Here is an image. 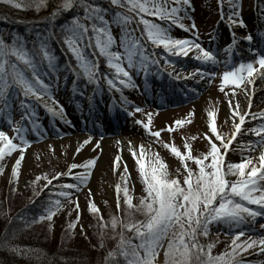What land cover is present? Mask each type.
Returning <instances> with one entry per match:
<instances>
[{"label":"snow or ice","instance_id":"obj_1","mask_svg":"<svg viewBox=\"0 0 264 264\" xmlns=\"http://www.w3.org/2000/svg\"><path fill=\"white\" fill-rule=\"evenodd\" d=\"M2 2L16 8L26 6L18 0H2ZM43 3L44 0H38L37 7ZM217 4L221 8L223 19L224 0H217ZM110 5L115 7L102 6L96 0H62V4L51 13V18L54 20L62 10L83 8V16L79 13L71 16L69 21L62 24L59 29L62 33V44L74 59V65L67 59L63 65L57 63V56L49 44V40L54 38L50 32L43 35L36 33L31 47L22 35L13 33L11 41L0 37V98H3L5 111L9 107L8 100L11 95L19 94L25 98H34L33 100L22 99L20 104L25 106V115L33 124V131L37 135L40 134V123L35 118V113L31 111L33 102L42 103L53 117H59L62 122H66L62 105L53 109L41 100L42 97L46 100H53V81L56 79L58 69L64 68L71 71L74 76L82 75L89 84H97L102 75L109 90L115 89L121 93L122 110L133 117V122L141 125L145 132L159 138L160 130L152 131L150 128L151 112H144L143 108L138 105H132L130 108L123 107L128 101L123 96L122 89L138 87L133 82L132 71L134 70L137 74L143 72L145 77L155 69L157 72H164L176 79H181L182 74L183 78H195L203 77V69L197 67L191 71L182 69L181 72H176L174 66L178 60H171L168 56L186 58L191 53L192 59L202 64L215 65L221 61L212 50L205 49L198 42L199 37L194 21L190 24L183 23L185 17L192 19L191 0H110ZM228 7L231 9L227 13L228 23L233 27H246L241 16L239 0H228ZM258 7L264 15V0H260ZM109 13H111L110 18ZM134 21L136 28L130 26ZM112 24L120 26L118 39L111 32L110 25ZM173 26L191 32L192 37H174L171 35ZM137 31L140 33L139 36L136 35ZM235 35L233 32L230 45H225L221 49L227 56L225 63L230 67L224 70L219 78L221 91H224L225 86H230L228 91L224 92L230 113L228 118L233 121L230 135L218 132L215 110H208L206 113L208 131L203 134L207 142L206 150L193 154L187 142L183 145V151L170 142L164 145L171 154L178 158L180 165L175 170L176 174L171 176L165 161L158 154L154 155L150 148L146 152L142 144L133 145L129 142L127 150L133 158L145 193L139 197L137 204L132 203V197L126 184L128 167L126 163L121 164L118 149L112 161V168L113 171H116L118 167L123 168L120 176L125 183L122 185L117 182L115 191L118 193V209L120 207L119 193H123L125 218L122 222L116 216L109 220L113 229L119 224L121 232L117 247L107 254L105 264H154L156 254L160 251L165 237H167V244L163 248L162 264H192L193 258L198 261V264H247L246 261L237 258L240 252L252 248L257 253H264V236L247 237L237 242L238 237L244 235L243 231H235L232 234L231 248L227 253L221 252L215 256L210 252L212 244L206 246L209 251L205 252V246L200 245L196 239L198 235L206 236L209 226L213 223L226 224L230 229H236L249 222L254 223L256 217H264V147H261L259 151L258 166L251 156L236 162L226 161L230 145L237 134L241 133L246 117L254 120L257 117L264 118V109L254 113L246 108L241 112L239 101L235 99L236 90L239 89L247 99L248 105H251L253 82L257 76L264 79V54L252 47L249 51L253 53V59L232 65L231 56L235 47ZM242 39L251 42L253 36L249 33ZM149 45L152 46L151 50H149ZM156 48L162 49V52L157 54ZM161 56L164 57L163 65L160 63ZM101 57L111 75L101 74L99 68ZM207 75L214 77L217 73L209 71ZM45 77L48 78L47 81ZM228 92H231L230 97ZM55 103L58 104V102ZM134 113H143L147 119L135 118ZM187 116L192 117L193 112L189 111ZM8 122L11 123L10 116ZM183 122L176 120L173 126H178ZM166 127L171 131V127L167 125ZM23 131V127L14 128L13 134L19 140V143H16L4 130H0V157H4L6 153L14 149L19 150V155L10 171L13 183L18 177L24 148L30 143L24 138ZM245 131L259 136L264 133V122ZM261 139L264 140V137ZM91 140L92 137L87 136L80 142V147ZM119 143L120 141L117 140L118 145ZM247 143L250 147L254 146L253 141ZM97 145H99L98 140L93 147ZM80 147H77L75 151L78 152ZM95 159V157L89 158L80 165L69 164L67 171L57 172L56 177L72 175L77 179V183L61 187L78 190V184L82 185L87 182L88 173L94 166ZM189 162L194 163L195 167H191ZM77 167L85 169V172L71 171ZM59 195L70 198L71 192L61 191ZM253 205L256 207H252ZM59 207V200L52 201L44 208L46 215H39L32 222L47 219L48 228L51 229L53 213ZM74 207L77 209V217L66 225L69 231L75 227L79 219L78 202L74 203ZM88 210L93 214L99 213V209L91 199L88 201ZM132 210L141 213L143 219H131ZM103 226L102 223L101 227ZM260 227L264 229V224ZM124 229L133 232L136 243H133L132 238L124 236ZM81 233L83 234V226H81ZM12 250L20 254V249L13 248ZM24 251L26 254L30 250ZM201 256H204V259H201Z\"/></svg>","mask_w":264,"mask_h":264},{"label":"rangeland","instance_id":"obj_2","mask_svg":"<svg viewBox=\"0 0 264 264\" xmlns=\"http://www.w3.org/2000/svg\"><path fill=\"white\" fill-rule=\"evenodd\" d=\"M227 4L225 7L222 6V12L224 18H221V8L217 4V0H191L192 11L190 12L191 20L184 18L183 23L190 24L194 21L197 35L199 37L198 42L202 44L205 49L212 50L216 55V50H213V44L218 41H224L226 45H230V42L233 40L232 33L235 32V44L240 45L249 42L242 37L246 34H249L244 27H233L228 23L227 13L231 11L228 7V0H225ZM240 11L243 20L245 21L252 12L261 13L260 8H257L260 4V0H239ZM262 14V13H261ZM181 15H184L181 13ZM132 27V25H130ZM226 27V28H224ZM133 28V27H132ZM112 34L118 39L120 35V26L118 24L110 25ZM230 32V34L226 33ZM136 35L139 36V31L136 32ZM171 35L174 37H192L191 32H183L182 30L176 29L175 27L171 30ZM207 42V43H206ZM225 47V45H224ZM152 49V46L149 45V50ZM155 52L157 54L162 52V49L156 48ZM239 53L238 51H235ZM240 56H234L231 59V64L234 65L241 61H246L248 59H253L254 56L250 53L246 55L244 50L240 51ZM167 55V54H165ZM250 57V58H249ZM171 60H178V63L174 66V71L181 72V70L191 71L197 67L203 69L204 75L201 80V83H204L203 88L199 91L198 88H195L193 85H187V91L190 92L192 88L195 95L190 96L184 93H180L184 96L182 100L183 103L170 105L168 102L177 101L174 96L177 93V89H167L171 91L172 100L167 101V94H164L160 91L158 85L154 83L152 90L140 91V80L146 79L144 73L141 72L137 74L134 70L131 75L133 77V82L138 87L123 88V96L127 98L128 103L123 105L124 108H130L131 100H135L138 106L143 108L144 112L152 113V123L150 128L152 131L160 130V136L157 139L156 137L151 136L149 132H145L141 125H137L133 122V117L125 116V111L122 110L119 102L121 101V93L115 90H109V86L105 84L103 79L97 84H83L71 74L70 71H64L60 73V70L56 73V79L53 81L52 86V96L53 100H46V98H41L44 102L48 103L53 109H56L58 105H62L65 113V121L62 122L59 117H53L44 107L43 104L39 102H33L31 111L35 113V118L39 120L40 123V134L37 135L33 131V124L30 122L29 118L23 120L22 123L18 126L15 123L17 120L15 113L20 114V117L25 115V106H22L19 102L20 97H14L11 100L7 110H10V115L6 113L3 99L0 98V130H4L14 142L19 143V140L14 136V128L23 127V136L30 143L24 148V156L21 160V164L18 169V177L15 180V183H11V167L19 155V150L14 149L10 153H6L7 164L6 171L3 173L2 179L8 182L9 187L4 188L6 191L7 197L11 201L10 207H18L20 204L25 203L26 206L29 204V200L33 198L36 199L38 195H46L50 192L51 187L57 188L55 197L56 200L60 201V207L57 208L58 212L53 215L51 220L52 227L48 228V223L41 222L36 223L34 227L31 225V229L24 231L25 229L21 226L15 227L14 218H0V220L8 225H12L15 233H26L32 234L37 238V245L43 246L44 249L49 248V245L53 247L58 244L59 246L64 245L71 251L72 254H79L100 257L101 252L100 248L95 246L102 242V244L110 243L111 245L119 240L120 234V225L117 224L116 228L113 229L109 223L111 217L115 216L113 209L117 208V195L115 191V185L117 182H120L122 185L125 181L121 178L120 172L123 171L122 167H118L116 171H113L112 161L113 158L117 155L119 149V156L121 157V164L126 163L128 167L126 184L129 189V192L132 197V203L137 204L139 202V197L143 196L142 191V182L138 175L136 166L133 163V158L129 154L127 148L129 142L133 145H144L145 151L147 152L149 148L152 150L153 154H158L162 160L165 161L166 166L169 171V175L176 174L175 170L177 167H180L178 158H176L170 151L164 146L166 143L174 144L178 149L183 151L184 143H189L193 154L206 150L207 142L204 138V133L208 131L207 129V111L215 110L216 117V126L218 132L228 133L230 135L232 131V120L228 117L230 115L228 104L225 101L224 92L228 91L230 86H225L224 91L220 90L219 78L220 74L227 70L229 64H219L215 66V69H207L204 66H191L190 62L197 61L192 59L191 53L186 58H171ZM217 58H221V55H218ZM164 57H160V63L163 65ZM198 63L200 61H197ZM197 63V65H198ZM201 63V62H200ZM194 64V62H193ZM105 70L107 68H104ZM64 70V69H62ZM153 69L151 72H153ZM209 71H214L217 73L214 77H209L207 73ZM107 73H110L107 71ZM66 76V78H64ZM140 76V79H139ZM152 78L157 75L155 70L153 74H150ZM205 78H207L205 80ZM47 81V78L45 77ZM168 79V81H170ZM75 81V82H74ZM74 83L73 94L76 96V102L70 105L69 100V90L71 85ZM108 88H107V87ZM201 86L200 84L197 86ZM94 87L93 91L94 99L100 102L99 109L104 108L106 112L102 111L99 116L93 118L92 122L89 124V121L86 119L85 112L87 113V106H83V98L90 92V89ZM82 93V94H81ZM161 93V96L159 95ZM239 89L236 90V96L241 95ZM229 97L231 92H228ZM264 98V90L260 94ZM150 97L147 99L144 97ZM113 98L116 107L118 108L117 113L115 114V109L112 110L105 105H102L104 99ZM163 97L165 106L160 107L155 103V99ZM110 98V99H111ZM207 100H206V99ZM209 98H211L209 100ZM206 100L208 103L200 104V100ZM215 99V100H214ZM236 101H239L238 98H235ZM247 100V99H246ZM252 101V98H251ZM55 102H58L55 103ZM244 102V104L242 103ZM239 101V106L241 112L246 108L255 112L257 110L264 109L263 100L256 101L254 104L251 102V105H246L245 101ZM259 102V103H257ZM152 104V105H151ZM253 104V105H252ZM151 105V106H150ZM235 106V105H233ZM98 109V110H99ZM189 111L193 112L192 117H188L187 114ZM74 113V114H73ZM124 113V114H123ZM10 116L11 123L8 122V117ZM15 117V119H13ZM135 118L147 119L143 113H134ZM90 118V117H89ZM91 119V118H90ZM176 120L184 121L178 126H173V122ZM264 122L263 118L257 117L255 120L249 117H246L245 123L242 125L241 133L237 134L236 140L233 141L230 145V150L226 155V161L236 162L244 157L251 156L253 162L257 163L258 166V155L261 147H264V140L261 137H264V133H261L259 136L254 135L252 132L245 131L246 129L252 128L254 125ZM26 123V124H25ZM117 124V125H116ZM97 126L99 133L88 132V126ZM122 127L118 128L119 126ZM171 127V131L168 130V127ZM118 126V127H117ZM92 128V127H91ZM90 128V129H91ZM91 136L92 140L89 143L84 144L80 147V142L83 141L87 136ZM75 136H82L83 139L76 141ZM99 141V145L93 147L96 141ZM117 140L120 141L119 145ZM248 141H253L254 146H249ZM243 142V143H241ZM80 147V150L76 152V148ZM95 157L94 166L88 173L87 182L79 185L77 189L62 188V185L77 183L75 176L68 178L72 175H61L56 177V173H63L68 170L69 164L80 165L89 158ZM147 158V157H146ZM191 167H195L194 163L189 162ZM72 172L84 173L85 169L77 167L71 170ZM181 171L183 169L181 168ZM39 176V179H37ZM47 177V179H45ZM234 178V177H232ZM35 181V183H33ZM49 181L52 183L49 184ZM11 183V184H10ZM50 185L48 189L45 186ZM48 185V186H49ZM14 189V191L12 190ZM45 190V191H44ZM61 191L71 192V197L60 196ZM38 193V194H37ZM55 195V196H56ZM120 196V206L125 208L123 204V193H119ZM91 199L95 206L99 209L101 215L93 214L88 210V201ZM6 200V199H5ZM32 201V202H33ZM78 202L79 204V219L76 221L75 227L70 231L67 229L66 225L76 219L77 209L74 207V203ZM108 208V213L106 217L103 216ZM123 208V209H124ZM113 212V213H112ZM12 216V215H10ZM100 217V218H99ZM116 217L122 222L125 218L124 211L117 215ZM102 218V220H101ZM131 219H142L143 215L135 210H132ZM103 223V227H101ZM261 224H264V217H256L255 222H249L246 225H242L236 229H230L228 225L225 226L219 223H213L209 226L208 233L209 238H202V246H207L212 244L211 251H214L216 254L221 252L227 253L231 248L232 235L235 231H243L244 235L238 237V241L244 240L247 237L258 238L264 236V229L260 227ZM81 226H83V234L81 233ZM119 227V228H118ZM21 229V230H20ZM228 232V234H225ZM13 233L11 232V235ZM125 236V235H124ZM117 241H116V239ZM201 244V242L199 243ZM164 248V247H163ZM103 254V252H102ZM80 257V256H79ZM258 258L256 264H264V253H257L255 249H247L244 252H240L237 258ZM158 260L154 264H162L164 260L163 250L158 255ZM192 264H198V261H195Z\"/></svg>","mask_w":264,"mask_h":264},{"label":"trees","instance_id":"obj_3","mask_svg":"<svg viewBox=\"0 0 264 264\" xmlns=\"http://www.w3.org/2000/svg\"><path fill=\"white\" fill-rule=\"evenodd\" d=\"M18 2H23L26 6L23 8H16L15 6L6 4L2 2V0H0V37H3L6 41H11L13 33L17 35H22L25 40L29 42L28 46L31 47V42L35 39L36 33L39 32L43 35L46 32H50L53 34L54 38L49 40V44L52 51L57 56V62L65 63V60L68 58L67 60L69 62L75 64V61L71 57V54L67 52L66 47L62 44V33L59 31V29L62 24H65L69 21V18L71 16H74L77 13L83 16V8H73L67 11L62 10L53 20L51 18V15H45L46 13H49L51 12V10L60 6L62 4V0H44V3L42 5H39V7H37L38 0H34V2H32V0H18ZM96 2L105 7H115L110 5V0H96ZM109 14L111 15V13ZM41 17L43 18L41 19ZM6 164L7 157L5 154L4 157H0V218H14V222L16 224L15 227L22 226L23 229L28 228L24 231H30L31 225L32 227H34L37 222L48 223L47 219L40 220L37 222L32 221H34V219L39 215H46V213L44 212L45 206L50 204L52 201H56L55 197H59L56 195L57 188L51 187L49 193H47L45 196H36V199H34V201L32 198L31 201L29 200V204H27L26 206L24 205L26 203L25 202L20 204L18 207H10L11 201L9 197H7L8 195H6L7 193L4 190V188L7 187H9L10 190V186L8 185L7 181L2 179L3 173L6 171ZM48 185L45 186L46 189L50 187V185ZM123 208L124 207L120 206L119 209H113L115 216H119V214L124 211ZM57 210L59 209H56L53 215L58 212ZM107 213L108 208L103 216L106 217ZM99 214L101 215L100 212ZM223 225L225 226V224ZM119 229L121 232V228ZM11 232L13 233L12 235ZM22 232L15 233L12 225H8L7 223H4L0 220V264H105V258L107 254L117 247V244L115 245V243L111 245L110 243L108 244L105 242L104 244H102V242H99V244H97L95 247L100 248V257H89L83 254H79V257L76 254H72L71 251L68 250V248L65 246V244L61 246L56 244L53 247L49 245V248L45 247L43 249V246L41 247L37 245V238L35 236H33L32 234L26 235V233ZM123 233L125 237L132 238L133 243L137 242L131 230L124 229ZM225 234H228V232H226ZM204 237L210 239L209 233L206 236H197L196 239L199 243L201 242L200 245H202V238ZM164 243L166 246L167 237H165L163 243L161 244L160 251L156 254L154 263L158 260V255L160 254L162 250V245ZM13 248L20 249V254L14 252L12 250ZM26 249H29L30 251H27V253L25 254L24 250ZM207 251L209 250L205 246V252ZM210 252L213 256L218 255L214 251L210 250ZM201 259H204V256H201ZM242 260L246 261L247 264H256L258 258L252 257L245 258ZM194 261L195 258H193L192 263Z\"/></svg>","mask_w":264,"mask_h":264},{"label":"bare ground","instance_id":"obj_4","mask_svg":"<svg viewBox=\"0 0 264 264\" xmlns=\"http://www.w3.org/2000/svg\"><path fill=\"white\" fill-rule=\"evenodd\" d=\"M53 10H51V12H49V13H46L45 16H50L51 13L53 12ZM263 21H264V16H262V15H258V14L255 15L254 13H251L249 15V17L244 21V23L246 25V27H244V28H246L247 32L250 33L253 36V40L251 42H246L243 45L241 44L240 48H238L239 44L236 43L235 47L233 48L234 54H233V51H232V56L233 55L239 56L241 54L240 53L241 50H244V53H248L249 54V53H251L249 51V49L252 48V47L256 48V50L259 53L264 54V33H262V32H264V26L262 25V24H264ZM253 23H254V26L256 28L253 27ZM224 45H226L224 41H220L219 43L217 41L216 43L213 44V50L218 51V55H221V58H218V60L221 61V63H219V64L226 65L227 63H225V61L227 60V56H226V54L224 52L221 51V49L224 48ZM235 48H238V49H235ZM238 50H239V53L235 52V51H238ZM190 63H191L190 64L191 66H193V65L196 66V67L197 66H204V67H206L209 70L215 69V66H219V64H215V65L214 64H210V63L209 64H202L200 62L198 63L197 61L196 62L194 61V64H193V62H190ZM197 63H198V65H197ZM64 78H66V76ZM201 80H202V78L200 76H197L195 78H183V74H182V78L181 79H175V80L172 79L170 82H167V83H170V85H173V89L175 87V89H179L181 91V93H184V94L187 93V95L189 94L190 96H193V94H194L193 93V89L194 88H192L190 90L192 92V93H190V92L187 91V89H188L187 85L188 84L189 85H193L195 88H197V86L200 84L201 86L198 87V89L200 91L201 87L203 88V83H201ZM154 82H156V80H154V81H152V80L149 81L148 80V84L154 83ZM158 82H159V84H162V82L159 79H158ZM73 88H74V83L71 85V88H68V90H69L68 95L70 96L69 100H71L70 101V105H72L74 102H76V96L73 94V90H74ZM94 90H95V88L92 87L90 89V92L86 95V97H84L82 99L83 103H84L83 106L84 105L87 106L88 112L87 113L85 112L84 114L88 117V120L90 121L89 124L92 122V117L95 118V117L99 116V111H100V110H97L98 107H99L100 102L97 101L96 99H94V96H93V91ZM263 90H264V79H262L260 76H257L256 79L254 80L253 86H252V95H251L252 101L253 100H258V101L261 102L263 100V102H264L263 96L260 95L263 92ZM235 98H238L240 102H242L243 100L247 101L243 94L238 95ZM210 99L211 98H209V100ZM206 100L202 99V100H200L199 103L200 104H205V102L208 103L209 100H208V102ZM242 103L244 104V102H242ZM245 103H246V105H248V102H245ZM8 104H10V103H8ZM102 105H105V106L108 107L109 105H111V101L108 100V99L106 101H102ZM108 109H110V108H108ZM116 113H117V110L115 111V114ZM92 129H94V128H93V126L90 125L88 132H90V133L93 132ZM82 139H83L82 136H75V140L76 141H79V140H82Z\"/></svg>","mask_w":264,"mask_h":264}]
</instances>
